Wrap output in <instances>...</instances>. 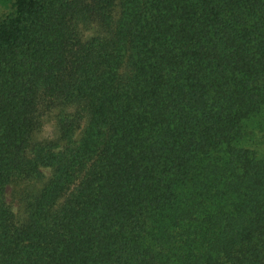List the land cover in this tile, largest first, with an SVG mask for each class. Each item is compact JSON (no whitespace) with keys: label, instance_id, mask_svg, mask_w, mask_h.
Listing matches in <instances>:
<instances>
[{"label":"trees","instance_id":"1","mask_svg":"<svg viewBox=\"0 0 264 264\" xmlns=\"http://www.w3.org/2000/svg\"><path fill=\"white\" fill-rule=\"evenodd\" d=\"M0 7V264H264V0Z\"/></svg>","mask_w":264,"mask_h":264},{"label":"rangeland","instance_id":"2","mask_svg":"<svg viewBox=\"0 0 264 264\" xmlns=\"http://www.w3.org/2000/svg\"><path fill=\"white\" fill-rule=\"evenodd\" d=\"M6 9L0 7V17L5 13ZM56 134L55 127L53 122H47L42 130L37 134L36 138L38 140H45L53 138ZM23 188V185H13L7 188L6 190V199L7 202L13 207L15 210L19 208V198H20V191Z\"/></svg>","mask_w":264,"mask_h":264}]
</instances>
